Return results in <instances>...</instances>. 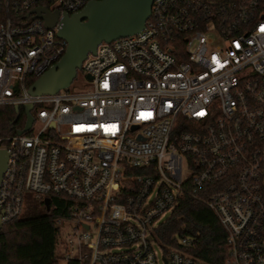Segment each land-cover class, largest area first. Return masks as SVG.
I'll return each mask as SVG.
<instances>
[{"label":"built area","instance_id":"built-area-1","mask_svg":"<svg viewBox=\"0 0 264 264\" xmlns=\"http://www.w3.org/2000/svg\"><path fill=\"white\" fill-rule=\"evenodd\" d=\"M89 1L0 0V106L31 104L32 117L0 133V224L27 193L65 198L54 220L65 261L209 264L188 252L194 236L164 248L155 234L188 196L223 227V264H264V0H155L138 33L87 54L84 79L29 93L26 78L66 49L61 23L33 10Z\"/></svg>","mask_w":264,"mask_h":264},{"label":"trees","instance_id":"trees-1","mask_svg":"<svg viewBox=\"0 0 264 264\" xmlns=\"http://www.w3.org/2000/svg\"><path fill=\"white\" fill-rule=\"evenodd\" d=\"M37 77L26 78L30 87ZM23 108L0 106V133L14 134L25 122ZM70 201L50 197L49 204L27 196L20 214L0 224V264H57L56 243L58 228L54 220L67 215ZM160 245L174 244L175 234L195 237L188 252L209 264H223L226 257L225 231L215 213L203 202L192 197L183 198L171 215L155 229ZM66 264H82L68 260Z\"/></svg>","mask_w":264,"mask_h":264},{"label":"water","instance_id":"water-1","mask_svg":"<svg viewBox=\"0 0 264 264\" xmlns=\"http://www.w3.org/2000/svg\"><path fill=\"white\" fill-rule=\"evenodd\" d=\"M155 0H92L79 11L69 14L46 7L33 10L35 17L42 19L46 27L59 21L61 27L57 36L66 42V49L60 60L36 78L28 88L34 95L55 93L67 87L75 77L77 69L89 52L94 53L102 41L110 42L120 37L138 33L150 16ZM16 110L19 106H14ZM31 104L25 106L26 122L20 134L32 123L29 113ZM7 153L0 150V180L5 170ZM45 205L49 199H44Z\"/></svg>","mask_w":264,"mask_h":264},{"label":"rangeland","instance_id":"rangeland-1","mask_svg":"<svg viewBox=\"0 0 264 264\" xmlns=\"http://www.w3.org/2000/svg\"><path fill=\"white\" fill-rule=\"evenodd\" d=\"M76 79H84L80 69H77V75H76ZM25 196H32L31 193H27ZM26 204V200H24L23 202V207ZM168 214H164V217H166ZM155 251L157 252L158 255H160V248L157 245H154ZM56 254L58 256V262L57 264H66V261L64 259V252L61 250V248L57 247L56 248Z\"/></svg>","mask_w":264,"mask_h":264}]
</instances>
